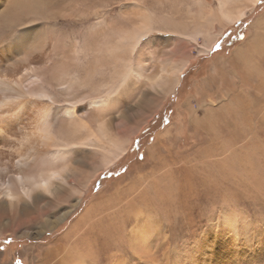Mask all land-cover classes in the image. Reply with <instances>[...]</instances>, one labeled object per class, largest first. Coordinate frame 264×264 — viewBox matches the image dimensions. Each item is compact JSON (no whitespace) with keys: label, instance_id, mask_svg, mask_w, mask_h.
Returning a JSON list of instances; mask_svg holds the SVG:
<instances>
[{"label":"bare ground","instance_id":"obj_1","mask_svg":"<svg viewBox=\"0 0 264 264\" xmlns=\"http://www.w3.org/2000/svg\"><path fill=\"white\" fill-rule=\"evenodd\" d=\"M111 1L0 0L1 17L11 14L7 7H12L14 14L21 17L18 26L11 28L12 39L0 43L2 237L7 234L17 236L24 224L36 219L44 221V232L57 229L60 221L66 219L90 193V187L100 173L121 161L129 152L134 135L147 125L145 114L148 111L156 113L167 97L181 86L180 76L190 62L189 57L179 55V49H170L166 58L163 57L165 61L161 64V70L150 76L151 71L146 67L149 58L143 44L146 38L153 32L168 29L170 33L184 36L186 39L182 41L187 43H195L199 37L202 38L203 43L198 49L200 53H206L211 51L215 41L211 31L213 24L218 22L226 28L243 20L254 13L261 0H217V8H209L203 0H185L189 3L184 7V18H176L179 23L174 22L176 19L173 20L172 13H161L156 7L149 6L148 0H115L121 5L118 28L119 21L111 18ZM158 1L161 5L169 3V0ZM72 16H75L73 22L79 24H84L87 17L88 36L96 41L76 39V55L66 60L62 54L55 52L52 40L53 33ZM12 25L17 24L10 22L8 27ZM16 27L19 29L13 31ZM179 45L183 49L187 47L183 42ZM232 57L235 63L261 67L264 63V16L254 21L250 39L235 49ZM53 59L58 65L55 64L56 68L48 71ZM256 74L264 77L262 69H258ZM134 92L141 98L143 106L142 103L138 106L141 113L132 125L129 122H132L133 115L119 106ZM201 110L198 106L193 114L197 125L208 118L205 119L203 113L199 114ZM216 110L204 109V113L216 114L220 111ZM173 136V127L163 131L162 148L171 144ZM156 148H152L151 153H154V159H159L160 149ZM124 193L125 190L120 191L115 196L116 200L119 194L121 198ZM140 199L146 205L149 201L154 202L147 193ZM123 201L115 203L110 198L95 201L63 240H69L74 232L78 234L83 231L87 221L93 227L94 218L101 215L99 221H109V224L113 221L110 219L118 216L124 206L127 214L119 221L129 217L135 219L130 240L136 245L133 249L137 255V251L144 250L146 245L152 243L149 234L153 224L148 217L151 214L145 211L144 204L131 200H126L124 204ZM131 204H137L136 208ZM20 217L23 219L20 220ZM123 226L126 227V222ZM124 227H118L120 234L126 230ZM44 232L38 229L32 238H39ZM108 236L105 237L107 240ZM235 243L231 241V246ZM75 245L45 252L37 264H98L94 255L98 250H93L92 246L90 251H86ZM124 262L118 260L114 264H130Z\"/></svg>","mask_w":264,"mask_h":264},{"label":"rangeland","instance_id":"obj_2","mask_svg":"<svg viewBox=\"0 0 264 264\" xmlns=\"http://www.w3.org/2000/svg\"><path fill=\"white\" fill-rule=\"evenodd\" d=\"M203 1L209 8L218 6L217 0ZM157 2L160 1L148 0V5L161 13H172L173 20L184 18V7L189 3L185 0H169L163 5ZM111 7V18L119 21L118 28L121 5L114 0ZM7 10L11 11L10 15L0 16V43L12 39L11 28L21 21L12 7ZM262 16L264 0L259 2L252 15L241 21L226 28L218 22L213 24L211 31L215 41L211 51L206 53L199 52L203 43L200 37L195 43H187L182 41L186 39L184 36L164 29L146 38L143 44L149 58L146 67L151 71L150 76L161 70L168 50L179 49V55L189 57L190 65L180 76L181 86L167 97L154 115L149 111L145 114L147 125L134 135L129 152L121 161L100 173L91 185L90 193L66 219L60 221L57 229L44 232V221L36 219L24 224L17 236H0V264H37L45 252L72 244L86 251L93 246V250H98L94 254L98 264H114L118 260L130 264H264V77L256 74L258 69L264 71V63L257 69L235 63L232 59L235 49L250 39L254 21ZM73 18L75 16L68 18L67 23L53 33L55 52L66 60L76 55V39L96 41L88 36L87 17L84 24L74 23ZM177 19L174 22L179 23ZM8 21L17 25L8 27ZM18 29L16 27L13 31ZM180 42L187 44L186 49L179 45ZM55 64L53 59L48 71L54 70L58 65ZM128 97L119 107L130 111L133 119L129 123L134 125L141 113L138 106L142 100L135 92ZM198 106L202 108L199 114H204L205 119L208 117L200 125L193 120ZM204 109L220 111L216 110L218 115L205 114ZM112 112L117 114L116 110ZM169 127H173L174 136L171 144L162 148V133ZM155 146L160 149L161 156L156 157V161L151 153ZM124 190L122 197L119 194L116 200L115 196ZM146 193L154 202L141 203L140 197ZM109 198L113 202L124 200V204L130 200L144 204L145 211L151 214L148 217L153 224L149 234L152 243L137 251V255L133 249L136 245L130 240L135 219L129 217L119 221L127 214L124 204L121 205L123 212L120 211L115 218H107L113 220L109 224V221H99L101 215L94 218L93 227L87 221L83 231L74 232L69 240H63L92 203ZM136 205L130 206L136 208ZM125 222L126 227L123 226ZM119 226L126 228L121 234ZM37 228L44 233L39 238H32ZM107 235L110 241L105 238ZM230 240L236 242L233 247Z\"/></svg>","mask_w":264,"mask_h":264},{"label":"snow or ice","instance_id":"obj_3","mask_svg":"<svg viewBox=\"0 0 264 264\" xmlns=\"http://www.w3.org/2000/svg\"><path fill=\"white\" fill-rule=\"evenodd\" d=\"M219 48H217V50H218Z\"/></svg>","mask_w":264,"mask_h":264}]
</instances>
